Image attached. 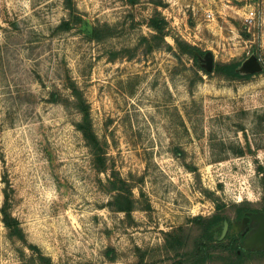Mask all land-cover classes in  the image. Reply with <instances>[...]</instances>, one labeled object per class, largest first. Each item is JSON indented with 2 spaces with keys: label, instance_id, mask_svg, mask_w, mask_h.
<instances>
[{
  "label": "rangeland",
  "instance_id": "374dc122",
  "mask_svg": "<svg viewBox=\"0 0 264 264\" xmlns=\"http://www.w3.org/2000/svg\"><path fill=\"white\" fill-rule=\"evenodd\" d=\"M74 1L82 31L58 32L69 17L64 0H0V209L7 174L12 213L29 242L56 264H133L135 247L157 248L163 232L215 212L204 191L228 206L248 201L259 208L264 73L230 81L205 75L176 50L135 49L161 13L170 46L179 37L212 52L215 64L254 54L264 67V0H163L159 8L150 0ZM104 23L116 35L92 41V28ZM122 50L136 54L111 60ZM70 84L90 106L108 173L94 168L75 127L81 115ZM112 170L133 188L131 218L109 206ZM19 247L0 213V264H21Z\"/></svg>",
  "mask_w": 264,
  "mask_h": 264
},
{
  "label": "trees",
  "instance_id": "16d2710c",
  "mask_svg": "<svg viewBox=\"0 0 264 264\" xmlns=\"http://www.w3.org/2000/svg\"><path fill=\"white\" fill-rule=\"evenodd\" d=\"M131 4H135L138 0H128ZM156 8L163 6V0H150ZM64 6L68 11V19H65L59 24L56 30L62 32L71 31L74 28H79L82 31L83 17L79 12L74 0H64ZM148 26L153 31L149 37L143 36L139 41L138 47L145 46L149 52L153 50L168 48L176 50L177 56L185 55L195 60L198 63V56H203L200 48L192 45L186 40L179 37H174L175 47H172L167 42V37L171 36L169 23L161 13H156L148 21ZM116 28L107 23L98 24L92 28L91 40L101 42L104 39L114 37ZM124 53H130L129 58L133 57L134 52L130 50H122L114 54L111 60H116L119 57H125ZM242 62L233 60L223 63L214 62L212 72H207L200 66V70L207 76L216 75L223 77L226 80H248L254 74H242L238 72V68ZM72 96L74 98V107L81 115L80 121L75 124L78 131L81 132L83 138L90 149L93 156L94 168L99 173H108V160L104 145L95 133L92 124L90 106L87 103L83 92L75 84H70ZM53 101L62 100L55 94L51 95ZM240 155H244L243 150H239ZM195 172L196 169L192 168ZM4 202L0 209L1 221L7 230L8 237L20 243L18 255L21 264H56L52 258L45 255L42 250L29 242L25 231L23 230L20 221L12 213L14 189L9 181L7 174L4 175ZM263 196L260 202V207H254L250 202L243 201L239 204L228 206L216 194L204 191L207 197L214 203L215 212L210 216H197L192 219L191 224L182 225L170 231L163 232V243L157 248L143 249L141 247L134 248L136 260L133 264H264V251L248 252L241 250L236 243L235 237L227 235L224 240H219L225 221H230L231 212L236 219H242L248 213L264 210V181H263ZM106 188L112 194V199L109 202L111 209L118 213H124L127 218H131L137 207V199L134 195L133 188L128 181L120 176L118 171L112 170L106 181ZM150 210V206L144 208ZM109 257L115 259V251L107 250ZM111 255V256H110ZM65 264V263H63Z\"/></svg>",
  "mask_w": 264,
  "mask_h": 264
},
{
  "label": "water",
  "instance_id": "95a60500",
  "mask_svg": "<svg viewBox=\"0 0 264 264\" xmlns=\"http://www.w3.org/2000/svg\"><path fill=\"white\" fill-rule=\"evenodd\" d=\"M200 66L207 72H212L214 69V55L212 52H207L203 56H198ZM264 69L263 64L256 55H251L238 68V72L242 74L260 73ZM250 221V223H249ZM244 225H249L252 228L250 234L244 242L245 248H253L256 250H264V211L252 212L243 219ZM249 228L247 230H249ZM229 231V222L225 221L220 240H223Z\"/></svg>",
  "mask_w": 264,
  "mask_h": 264
},
{
  "label": "flooded vegetation",
  "instance_id": "af4514ba",
  "mask_svg": "<svg viewBox=\"0 0 264 264\" xmlns=\"http://www.w3.org/2000/svg\"><path fill=\"white\" fill-rule=\"evenodd\" d=\"M263 211L264 210L260 209V210H257L256 212H263ZM248 214L245 217H247ZM245 217H243L242 219H236V221L238 222L237 225H235V223L233 221H229V231L227 233V235L235 237L236 243L239 245L241 250H245L244 249L245 248L244 247V242H245L246 238L248 237V235L250 234V232L252 230V228H249V225H244L243 224V219ZM249 223H250V221H249ZM248 228H249V230H247ZM232 231H235V233L232 234ZM226 236H225V238H226ZM246 251H248V252L249 251L250 252H260V251H264V250H256V249H253V248H248V250H246Z\"/></svg>",
  "mask_w": 264,
  "mask_h": 264
},
{
  "label": "built area",
  "instance_id": "2783aa9c",
  "mask_svg": "<svg viewBox=\"0 0 264 264\" xmlns=\"http://www.w3.org/2000/svg\"><path fill=\"white\" fill-rule=\"evenodd\" d=\"M209 19H212V14L209 13L207 16ZM255 21V13L254 12H250L249 15L247 16V22L251 25L253 24Z\"/></svg>",
  "mask_w": 264,
  "mask_h": 264
}]
</instances>
